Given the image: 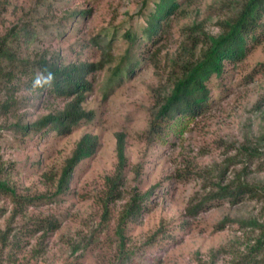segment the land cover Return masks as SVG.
<instances>
[{
  "label": "rangeland",
  "instance_id": "374dc122",
  "mask_svg": "<svg viewBox=\"0 0 264 264\" xmlns=\"http://www.w3.org/2000/svg\"><path fill=\"white\" fill-rule=\"evenodd\" d=\"M177 1V9L157 36L130 41L124 38L125 31L141 34L152 4L139 17L142 0H0V38L13 31L9 47L17 60L58 52L65 65L109 62L95 72L94 80L89 76L92 90L85 93L81 107L93 113L90 120L82 119L64 135L47 128L25 138L12 130L0 132L5 168L0 178L23 197L52 195L78 141L88 134L98 143L94 154L75 167L63 195L27 207L14 218L11 198L0 197L4 210L0 235L8 228L11 234L19 230L15 238L9 235L8 245L0 242V264H119L125 252L129 258L120 264H264V248L257 253L250 250L264 228L241 227L237 222L218 227L225 218L254 219L264 227L261 160L248 165V182L257 190L238 201L212 202L194 219L184 216L189 200L202 186L199 177L186 171L223 164L238 153L245 138L256 141L264 133V68L259 67L264 64V41L250 46L239 61L225 63L222 76L209 79V105L201 114L162 127L161 138L151 137V110L171 89L172 62L182 59L185 32L198 24L216 36L218 22L233 16L241 0ZM100 37L111 41L110 48L96 43ZM125 57L135 63L134 71L130 76L124 73L117 83L111 69ZM22 96L34 97L33 105L18 104L12 122L22 116L33 122L69 102L45 95L38 100L28 92ZM117 132L125 134L126 164L120 173L126 181L121 188L124 198L111 205L103 221L106 177L114 179L119 173ZM243 166L238 163L234 168ZM156 185L142 215L124 224L125 244L120 249L116 228L124 205L134 193L144 194ZM48 217L60 222L56 231L27 237L31 222ZM89 237L85 249L72 251L74 244H84Z\"/></svg>",
  "mask_w": 264,
  "mask_h": 264
},
{
  "label": "trees",
  "instance_id": "16d2710c",
  "mask_svg": "<svg viewBox=\"0 0 264 264\" xmlns=\"http://www.w3.org/2000/svg\"><path fill=\"white\" fill-rule=\"evenodd\" d=\"M148 4H152L153 10L148 11L145 16L146 25L140 30L141 34L132 30L124 33V38L135 41L138 36L145 37L150 41L163 29V22L169 18L177 9V0H142L138 16L146 12ZM264 0H241L233 16L218 22L220 32L214 36L203 32L200 26L193 25L185 32L184 39L180 44V55L182 59L172 62L170 77L171 89L152 107L151 126L149 134L151 137H160L162 127H173L181 119L194 118L201 114L209 105L210 89L207 87L209 79L215 75H223L225 63H234L242 59L252 45L264 41ZM12 33L5 34L0 38V132L12 130L21 137L36 134L44 128L55 131L58 135L69 133L82 119L90 120L92 112L82 109L81 103L85 93L92 90V80L95 72L103 69L109 62L101 60L97 63L73 62L62 64L58 52L52 56L40 55L35 60H17L13 49L9 47ZM106 37V35L104 36ZM139 37V38H140ZM105 38H97L99 44H105V49L110 48L111 41L105 42ZM95 40V39H94ZM96 41V40H95ZM158 41L155 40V45ZM131 58L125 57L120 64L112 70L113 77L117 83L123 81L124 73L132 75L135 63L130 62ZM18 61V62H17ZM264 68V64H259ZM51 72L54 80L51 84L43 83V86L34 87L33 81L38 75L46 76ZM114 80V79H112ZM32 93L35 99L45 96L69 99L62 110L48 112L38 117L33 122H25L23 116L17 121H10V118L17 117L18 104L28 105L34 102V97L22 96L24 93ZM26 103V104H25ZM259 108V107H258ZM116 156L118 174L114 179L106 177L107 196L103 203V221H106L111 205L124 198L122 186L125 180L122 179L123 168L126 164L125 157V134L117 132ZM153 139V138H150ZM245 142L239 147L238 153L233 158H227L223 164H213L211 167L198 171H186L187 174L196 175L202 181L201 192L193 195L185 207L184 216L188 219L196 218L212 202L221 200L238 201L240 197L249 191L257 190L255 184L248 182L250 170L248 165L253 161L261 160L264 166V133L256 138V141L245 138ZM97 137L84 135L76 144L70 157L65 160L57 179L56 190L52 195H36L30 197L18 196L15 189L11 187L6 179L0 178V197L11 198L14 203L12 218L27 207H38L42 201H51L53 198L63 195L69 188V183L75 167L83 160L94 154L97 147ZM244 164L243 167L234 168L237 164ZM231 168V169H230ZM232 170V171H230ZM5 173L0 155V177ZM158 185L150 188L144 194L134 193L126 202L121 212L120 223L116 228V236L119 240V248L123 249L125 244L124 224L128 221L137 220L147 207V199L152 195ZM4 210H0V218ZM229 222H237L241 227H256L263 230L256 220L234 221L229 218L223 219L218 227ZM60 222L55 218H43L37 222H31L28 226L27 237H33L39 233L48 234L56 231ZM13 230L10 228L0 235V242L3 246L8 245V237ZM19 230L15 229L12 238L16 237ZM88 240L73 245L72 251L76 252L85 249ZM264 248V232L255 239V245L250 248L252 253H257ZM122 254V253H121ZM129 257L126 252L119 257V264Z\"/></svg>",
  "mask_w": 264,
  "mask_h": 264
},
{
  "label": "clouds",
  "instance_id": "9594fccd",
  "mask_svg": "<svg viewBox=\"0 0 264 264\" xmlns=\"http://www.w3.org/2000/svg\"><path fill=\"white\" fill-rule=\"evenodd\" d=\"M54 80V76L51 72H49L46 76L44 75H38L36 79L33 81V86L34 87H40L43 86V83L51 84V82Z\"/></svg>",
  "mask_w": 264,
  "mask_h": 264
}]
</instances>
